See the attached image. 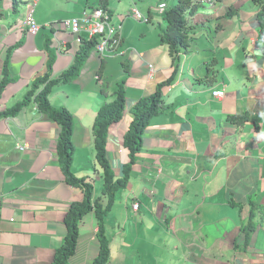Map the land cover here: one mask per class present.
<instances>
[{
    "label": "crops",
    "instance_id": "1",
    "mask_svg": "<svg viewBox=\"0 0 264 264\" xmlns=\"http://www.w3.org/2000/svg\"><path fill=\"white\" fill-rule=\"evenodd\" d=\"M98 1L27 0L13 9L11 0H0V80L6 52L14 46L0 113L21 100L31 81L45 72L47 48L54 52L51 77L57 78L88 41L81 34L77 45L68 31L54 39L49 22L78 16ZM175 2L108 0L112 24L121 25L118 44L103 56L92 49L76 79L52 87L51 105L72 115V173L92 184L94 200L101 198L91 136L98 109L124 81L125 110L106 135V157L120 177L129 160L122 137L133 118L131 108L175 73L162 88L164 108L142 134L128 183L116 192L104 218L108 264H264V218L257 210L251 220L254 231L244 243L250 210L264 206L260 8L255 0L201 4L187 22L195 41L180 52L176 67L160 42L163 13ZM160 4L165 5L161 12ZM28 5L40 25L33 37L20 27ZM132 9L146 20L135 19ZM230 10L233 14L226 17ZM210 62L215 78L201 83ZM215 90L223 95L213 97ZM244 112L248 119L241 125L227 119ZM58 133L59 127L33 103L0 118V264H51L66 234L69 205L83 199L58 166ZM78 231L68 264H92L99 250L93 211L82 217Z\"/></svg>",
    "mask_w": 264,
    "mask_h": 264
},
{
    "label": "trees",
    "instance_id": "2",
    "mask_svg": "<svg viewBox=\"0 0 264 264\" xmlns=\"http://www.w3.org/2000/svg\"><path fill=\"white\" fill-rule=\"evenodd\" d=\"M27 0H11L13 9ZM108 0H99L97 8L107 10ZM259 6L256 14V21L260 28L262 42L264 43V1L255 0ZM201 3L199 0H176L175 4L170 6L163 13L165 28L160 32V42L168 47L169 55L176 67L179 62V54L190 47L195 38L191 34L192 24H188L190 18L198 11ZM233 11H228L225 16H230ZM221 25H218L220 27ZM49 41V40H47ZM95 38L84 41L77 51L72 64L62 71L57 78L51 77L52 66L55 60L54 52L50 49L47 51L45 63V72L31 81L28 90L21 100L17 101L11 107L0 113V118L17 115L24 107L33 103L37 111L59 127V133L56 139V157L60 170L63 173L64 181L71 186L79 187L83 192V199L80 202H72L64 217L66 234L61 246L57 248L53 255L51 264H68L69 257L74 253L77 237L79 234L78 225L82 217L88 212L93 211L97 222L96 236L99 242V250L92 264H108L110 259L109 238L106 234L104 218L108 215L114 202L115 194L118 190L126 187L129 178L130 169L136 159L137 153L142 148V138L144 130L147 128L152 117L160 113L164 108L162 88L173 81L175 73L164 82L158 84L154 92L148 96L139 99L131 108L133 115L126 132L122 137V146L128 150V163L123 166L122 176H115L112 172L106 157V138L109 128L112 124L118 122L123 116L125 110V92L124 81L116 85L113 91V99L103 104L97 111L92 124V138L94 146L95 170L100 172L102 181V197L93 199V186L83 178H77L71 170L72 163V115L64 107H54L49 101V94L52 87L57 84H65L77 78L84 61L89 52L95 45ZM48 43V42H47ZM20 44V43H18ZM16 47V46H15ZM11 47L7 50L2 64V79L0 80V95L4 87L11 81L9 77V63ZM214 63L206 65V73L200 79L201 83L207 84L214 80L215 71ZM176 72V70H174ZM228 121L241 125L248 119L246 112L229 116ZM254 210L260 214L259 218H264V206H257L250 210L249 221L246 225L245 241L247 244L250 233L254 231V222L252 217L255 216ZM245 230V229H244Z\"/></svg>",
    "mask_w": 264,
    "mask_h": 264
},
{
    "label": "built area",
    "instance_id": "3",
    "mask_svg": "<svg viewBox=\"0 0 264 264\" xmlns=\"http://www.w3.org/2000/svg\"><path fill=\"white\" fill-rule=\"evenodd\" d=\"M200 2L203 5H211L212 0H200ZM132 12L135 17L139 15L136 10ZM38 26L34 18V7L28 5L25 8L20 27L27 35L33 37L39 31ZM46 27L54 31V39H56L58 32L68 31L77 45L83 41L81 34H85L87 40L95 38L96 42L93 50L99 55L109 54L112 51L119 42V32L121 30V25H113L109 12L101 8H93L89 12L83 11L78 16L59 20L56 23H49ZM132 207L136 209L137 204H133Z\"/></svg>",
    "mask_w": 264,
    "mask_h": 264
},
{
    "label": "bare ground",
    "instance_id": "4",
    "mask_svg": "<svg viewBox=\"0 0 264 264\" xmlns=\"http://www.w3.org/2000/svg\"><path fill=\"white\" fill-rule=\"evenodd\" d=\"M200 1V0H199ZM201 3V2H200ZM164 7H165V5L164 4H160L159 6H158V10H160V12L164 9ZM95 8H97V7H95ZM133 10H136V9H132L131 10V14L134 16V14H133ZM137 11V10H136ZM108 12V11H107ZM138 12V11H137ZM139 13V12H138ZM134 18L135 19H137V20H142V21H145L146 20V18L145 17H142L141 15H140V13H139V15L138 16H134ZM119 37H120V35H119ZM96 40V39H95ZM104 55H106V54H104ZM100 56H103V55H100ZM223 95V92H222V90H215V91H213L212 92V96L213 97H216V98H220L221 96Z\"/></svg>",
    "mask_w": 264,
    "mask_h": 264
},
{
    "label": "rangeland",
    "instance_id": "5",
    "mask_svg": "<svg viewBox=\"0 0 264 264\" xmlns=\"http://www.w3.org/2000/svg\"><path fill=\"white\" fill-rule=\"evenodd\" d=\"M73 1H75V2H81V1H82V2H85V0H73ZM171 1H172V0H166V2H167L168 4H169V2H171ZM90 5H91V4H90ZM89 11H91V10H88V12H89ZM56 22H57V21H56ZM56 22H55V23H56ZM49 23H51V22H49ZM52 23H53V21H52ZM38 25H39V24H38ZM38 27H39V30H40V25H39ZM164 45H165V44H164ZM109 256H110V255H109Z\"/></svg>",
    "mask_w": 264,
    "mask_h": 264
}]
</instances>
